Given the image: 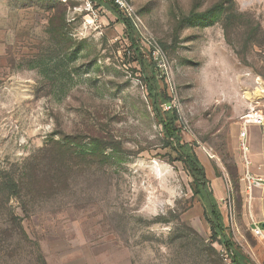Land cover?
Returning a JSON list of instances; mask_svg holds the SVG:
<instances>
[{
	"label": "rangeland",
	"instance_id": "1",
	"mask_svg": "<svg viewBox=\"0 0 264 264\" xmlns=\"http://www.w3.org/2000/svg\"><path fill=\"white\" fill-rule=\"evenodd\" d=\"M129 5L143 70L105 4L0 0V178L23 185L8 200L0 191V264H232L225 240L243 264H264L243 221L239 148V118L264 113V0ZM166 100L179 145L156 114ZM180 145L203 167L205 195Z\"/></svg>",
	"mask_w": 264,
	"mask_h": 264
},
{
	"label": "trees",
	"instance_id": "2",
	"mask_svg": "<svg viewBox=\"0 0 264 264\" xmlns=\"http://www.w3.org/2000/svg\"><path fill=\"white\" fill-rule=\"evenodd\" d=\"M92 1L98 2L100 4H105L110 10H113L117 14L118 19L122 21V23L124 24V26L126 27L129 33V39H130V42L134 50L133 53L138 58V62L142 66V70H143L145 67V61H144L143 56H141L139 49L137 48V46H135V43L132 37L136 32L132 21L129 18L124 17L121 14V12L118 10V8L115 5H113V3L110 2L109 0H92ZM205 13L206 12L197 14V15H204ZM159 71L160 70L158 68V65L152 62L149 67V74H147L146 72H143V77L147 79L146 86L148 90H150V94L152 95V98L154 99V101L156 100V97H157L155 93V78H156V73ZM164 105L165 106L168 105L169 109L167 111L161 112L160 109H156V114L161 119L163 133L167 141L169 139H172L176 141V143L179 145L180 140L177 134V130L175 128V122L179 120V115L175 107L171 106L169 100L164 101ZM179 148L182 149L183 151L184 165L190 177L192 178L193 183L199 189L195 193L205 195L206 194V191H205L206 183H205L203 167L199 164L195 156H193L192 154H189L185 150L184 146L180 145ZM22 187L23 185L21 184V182L16 180V178L11 176L10 174H5L3 177L0 178V191L3 197L7 198V200L8 198L12 196L14 197L18 196L21 192ZM207 196H208V199L206 198V196L205 198L209 205L208 210L212 214V220H208V223L210 224L211 229L214 231L215 235H224L223 227H222L221 211L218 208H216L213 197L211 198V195L209 193L207 194ZM5 203H6V199H5ZM225 243H226V248L228 250V255L232 259V264H243L239 260L235 252L231 250V245L229 244V242L225 240Z\"/></svg>",
	"mask_w": 264,
	"mask_h": 264
},
{
	"label": "crops",
	"instance_id": "3",
	"mask_svg": "<svg viewBox=\"0 0 264 264\" xmlns=\"http://www.w3.org/2000/svg\"><path fill=\"white\" fill-rule=\"evenodd\" d=\"M249 146L248 154H245V173H249L254 179L264 181V126L250 125L246 129ZM244 224L252 233L254 227H259L262 232L260 237L264 240V184L254 185L247 193L242 209ZM253 235V233H252ZM254 236V235H253Z\"/></svg>",
	"mask_w": 264,
	"mask_h": 264
},
{
	"label": "built area",
	"instance_id": "4",
	"mask_svg": "<svg viewBox=\"0 0 264 264\" xmlns=\"http://www.w3.org/2000/svg\"><path fill=\"white\" fill-rule=\"evenodd\" d=\"M109 1L112 2L113 5H115L122 14L129 12V9H130L129 0H109ZM153 54L155 58H160L162 62L164 61L162 51L158 46L156 47L154 46ZM158 67H161V66L159 65ZM239 123L243 127V132L239 140V148L243 154H248L249 146L247 142L246 129L250 125L264 126V113L258 110L251 109L246 114L242 115L239 118ZM245 181L247 182L248 190H250L254 185L264 182V181H261L260 179L252 178V176H250L249 173H246ZM261 232L262 230L259 227H254L252 229V233L256 237H260Z\"/></svg>",
	"mask_w": 264,
	"mask_h": 264
},
{
	"label": "water",
	"instance_id": "5",
	"mask_svg": "<svg viewBox=\"0 0 264 264\" xmlns=\"http://www.w3.org/2000/svg\"><path fill=\"white\" fill-rule=\"evenodd\" d=\"M262 227L264 228V224H262Z\"/></svg>",
	"mask_w": 264,
	"mask_h": 264
}]
</instances>
